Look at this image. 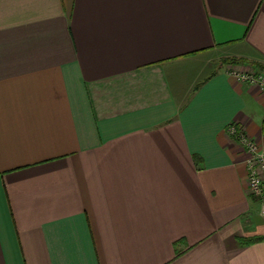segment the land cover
Returning a JSON list of instances; mask_svg holds the SVG:
<instances>
[{"label": "crops", "instance_id": "obj_1", "mask_svg": "<svg viewBox=\"0 0 264 264\" xmlns=\"http://www.w3.org/2000/svg\"><path fill=\"white\" fill-rule=\"evenodd\" d=\"M253 64L264 0H0V264H264Z\"/></svg>", "mask_w": 264, "mask_h": 264}, {"label": "built area", "instance_id": "obj_2", "mask_svg": "<svg viewBox=\"0 0 264 264\" xmlns=\"http://www.w3.org/2000/svg\"><path fill=\"white\" fill-rule=\"evenodd\" d=\"M229 73L239 82L246 85L256 86L264 95V70L251 67L243 70L232 67ZM227 131L244 148L246 153L245 164L247 168V185L251 194L264 199V149L260 148L257 142L247 136L243 130H237L234 123L227 127ZM260 215L264 219V200Z\"/></svg>", "mask_w": 264, "mask_h": 264}, {"label": "trees", "instance_id": "obj_3", "mask_svg": "<svg viewBox=\"0 0 264 264\" xmlns=\"http://www.w3.org/2000/svg\"><path fill=\"white\" fill-rule=\"evenodd\" d=\"M225 61L231 62V63H235V62H239L240 59L230 58V59H226ZM253 65H255V67H257L259 69L264 70V65H260V64H253ZM261 126L264 128V118H263V120L261 122ZM261 238L262 237H260V236L250 237V238H248L246 240H243V242H253V241L259 240Z\"/></svg>", "mask_w": 264, "mask_h": 264}, {"label": "rangeland", "instance_id": "obj_4", "mask_svg": "<svg viewBox=\"0 0 264 264\" xmlns=\"http://www.w3.org/2000/svg\"><path fill=\"white\" fill-rule=\"evenodd\" d=\"M252 195H253V196H255V197H257V198H259V200H261V198H260V197H258V196H256L255 194H252ZM262 200H264V199H262ZM262 200H261V201H262Z\"/></svg>", "mask_w": 264, "mask_h": 264}]
</instances>
